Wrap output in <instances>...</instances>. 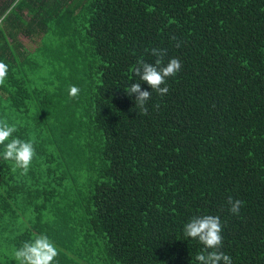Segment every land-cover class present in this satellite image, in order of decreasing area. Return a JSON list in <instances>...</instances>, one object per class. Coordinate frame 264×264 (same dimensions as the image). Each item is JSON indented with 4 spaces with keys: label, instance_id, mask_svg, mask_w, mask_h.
I'll return each instance as SVG.
<instances>
[{
    "label": "trees",
    "instance_id": "1",
    "mask_svg": "<svg viewBox=\"0 0 264 264\" xmlns=\"http://www.w3.org/2000/svg\"><path fill=\"white\" fill-rule=\"evenodd\" d=\"M0 2V119L36 151L26 175L0 155V264L38 234L53 264H198L199 215L264 264V0ZM153 47L182 66L143 115L125 91H151L132 70Z\"/></svg>",
    "mask_w": 264,
    "mask_h": 264
},
{
    "label": "clouds",
    "instance_id": "2",
    "mask_svg": "<svg viewBox=\"0 0 264 264\" xmlns=\"http://www.w3.org/2000/svg\"><path fill=\"white\" fill-rule=\"evenodd\" d=\"M180 47V43L176 44ZM146 51H149L146 49ZM151 55L156 57L154 63L138 59L133 67V73L141 81L146 82L151 91L141 88V83H132L125 91L129 97L135 94V107L140 109L143 115L148 114L146 104L151 98L152 91L163 96L169 92L167 79L174 77L181 69V61L178 58H169L165 62L166 49L153 47ZM8 74V65L0 61V85H3ZM80 89L72 85L69 88V95L76 97ZM159 108V104L154 105ZM17 131L15 124L10 125L6 120L0 119V145L4 150L0 155L6 161H13L14 168L22 170L21 174H27L36 151L31 140H22L14 137ZM7 141V143H6ZM227 204L229 211L238 215L244 201L228 197ZM185 237L198 239L203 248L196 254L198 264H232L231 257L221 251L223 242L222 225L219 216L199 215L192 217L183 227ZM58 256V249L55 243L46 235L38 234L34 239L25 241L21 247L15 251V259L18 264H53Z\"/></svg>",
    "mask_w": 264,
    "mask_h": 264
},
{
    "label": "rangeland",
    "instance_id": "3",
    "mask_svg": "<svg viewBox=\"0 0 264 264\" xmlns=\"http://www.w3.org/2000/svg\"><path fill=\"white\" fill-rule=\"evenodd\" d=\"M22 40H23L24 42H25V41L27 42V39H26V38H24V37L22 38ZM35 47H36V44H35V45H33L31 48L33 49V48H35Z\"/></svg>",
    "mask_w": 264,
    "mask_h": 264
},
{
    "label": "crops",
    "instance_id": "4",
    "mask_svg": "<svg viewBox=\"0 0 264 264\" xmlns=\"http://www.w3.org/2000/svg\"><path fill=\"white\" fill-rule=\"evenodd\" d=\"M0 7H2V3L0 2Z\"/></svg>",
    "mask_w": 264,
    "mask_h": 264
}]
</instances>
